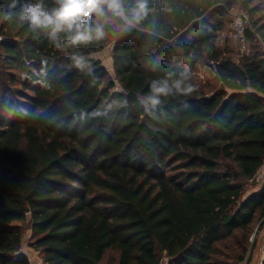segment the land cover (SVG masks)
<instances>
[{
    "label": "trees",
    "instance_id": "trees-1",
    "mask_svg": "<svg viewBox=\"0 0 264 264\" xmlns=\"http://www.w3.org/2000/svg\"><path fill=\"white\" fill-rule=\"evenodd\" d=\"M160 2L172 11L82 47L91 74L75 67L71 48L0 23V65L25 68L5 74L11 86L0 81V264H31L21 221L42 264H102L109 250L115 264H226L214 256L227 239L233 264L245 261L264 218V179L246 195L264 163V56L235 62L218 32L237 5L247 41L264 43V0ZM112 41L115 91L91 56ZM201 61L220 83L210 93L192 78ZM186 67L197 90L146 114L138 99L148 81Z\"/></svg>",
    "mask_w": 264,
    "mask_h": 264
},
{
    "label": "clouds",
    "instance_id": "clouds-1",
    "mask_svg": "<svg viewBox=\"0 0 264 264\" xmlns=\"http://www.w3.org/2000/svg\"><path fill=\"white\" fill-rule=\"evenodd\" d=\"M151 2L152 7H149L150 0H53L49 6L46 0H11L6 7H0V23L17 22L26 26L34 39L42 36L57 50L71 48L70 59L75 67L91 74L92 63L82 47L105 40L113 29L130 34L150 13L172 11L166 2ZM152 70H156L155 65ZM196 90L186 67L178 77L169 72L149 80L148 90L138 102L151 115L162 106L164 98L189 96ZM85 115L81 113L80 119H85ZM93 115L103 114L97 111Z\"/></svg>",
    "mask_w": 264,
    "mask_h": 264
},
{
    "label": "rangeland",
    "instance_id": "rangeland-1",
    "mask_svg": "<svg viewBox=\"0 0 264 264\" xmlns=\"http://www.w3.org/2000/svg\"><path fill=\"white\" fill-rule=\"evenodd\" d=\"M242 11L237 5L229 8L226 10V13L224 14V21H225V26L224 28L218 32V37H219V44L222 49L226 52L227 55H229L235 62H238L242 57L250 56L254 53H258L264 56V43L260 39L259 36H256V39L254 41H247V46L246 49L243 51L240 49V47L237 45V43L231 38V33H230V21L233 15L238 14ZM117 33L120 32V30L117 28ZM113 42L107 44L103 49L100 51L92 54L91 56L99 59L102 66L106 69L107 71V80L113 81L115 83V86L113 90H120L119 84L117 82V78L115 75V71L113 68V60H112V48H113ZM25 68L23 67V74H24ZM14 73L17 76H22L20 68L17 69H12L10 67L6 66H1L0 65V81L8 86H11L8 83L9 78L6 73ZM192 78L197 84V86L202 89L206 93H210L212 91H215L220 83L217 82L216 80V75L214 74L213 68L211 65L206 62V61H201L198 62L195 65V69L192 73ZM16 85V83L14 84ZM18 224L21 227L22 231V245H21V250H23L27 258L29 259L31 264H42V258L41 254L39 251L35 250L32 246L31 243L33 239L31 238V232L29 229V223L28 221H21L18 222ZM258 223H256L252 228H251V235L255 231V228L257 227ZM250 238L248 240V252L249 249L252 245L253 239ZM234 237H241V232H236ZM257 242L261 243L260 240V234L256 236ZM232 242V239H227L225 241L219 242L218 243V248L217 251L218 253L214 256V260L219 262L222 261L226 264H233L235 255L232 251V249H226L224 248V245L230 244ZM262 248V243L260 244ZM239 250L235 253H238ZM221 253H224L222 255ZM233 253V255H232ZM248 254V253H247ZM117 258V252L113 250H109L107 254L105 255V258L102 262V264H115V260ZM257 258V254L255 255V259ZM161 264H166V258L162 256Z\"/></svg>",
    "mask_w": 264,
    "mask_h": 264
},
{
    "label": "built area",
    "instance_id": "built-area-1",
    "mask_svg": "<svg viewBox=\"0 0 264 264\" xmlns=\"http://www.w3.org/2000/svg\"><path fill=\"white\" fill-rule=\"evenodd\" d=\"M248 24V14L241 11L238 14L232 16L230 21V33L231 38L237 43L240 49L243 51L247 46V39L245 30ZM262 252L264 255V230L261 234Z\"/></svg>",
    "mask_w": 264,
    "mask_h": 264
},
{
    "label": "crops",
    "instance_id": "crops-1",
    "mask_svg": "<svg viewBox=\"0 0 264 264\" xmlns=\"http://www.w3.org/2000/svg\"><path fill=\"white\" fill-rule=\"evenodd\" d=\"M263 179H264V163L262 164V166L258 170V173H257L256 178H255V182L253 184L249 185L250 189H248V191L246 192V195H249L250 193L258 191L260 189L262 183H263ZM263 230L264 229H262V231L259 233L260 234V240H261V234H262ZM261 243L257 242V239H256V244H255L253 254H252V258H251V261L249 264H263L264 255L262 252V248L260 246ZM21 251L23 253H25L23 250H21ZM256 254H257V258L255 259ZM243 264H245V261L243 262Z\"/></svg>",
    "mask_w": 264,
    "mask_h": 264
},
{
    "label": "water",
    "instance_id": "water-1",
    "mask_svg": "<svg viewBox=\"0 0 264 264\" xmlns=\"http://www.w3.org/2000/svg\"><path fill=\"white\" fill-rule=\"evenodd\" d=\"M127 95L132 97V98H136V94L131 92V91L128 92ZM262 229H264V218L261 219V221L258 223L257 227L255 228V231L252 233L251 238L253 239V241H252V245L249 249L248 255L246 257L245 264H249L251 261L253 250H254V247L256 244V236L262 231Z\"/></svg>",
    "mask_w": 264,
    "mask_h": 264
}]
</instances>
